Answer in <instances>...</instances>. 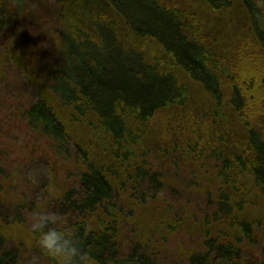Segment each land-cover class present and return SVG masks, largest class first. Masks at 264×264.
I'll return each mask as SVG.
<instances>
[{
  "label": "trees",
  "instance_id": "trees-1",
  "mask_svg": "<svg viewBox=\"0 0 264 264\" xmlns=\"http://www.w3.org/2000/svg\"><path fill=\"white\" fill-rule=\"evenodd\" d=\"M180 1L0 0V203L5 139L76 154L77 191L52 198L93 264H264V8ZM31 7L52 23H18Z\"/></svg>",
  "mask_w": 264,
  "mask_h": 264
},
{
  "label": "rangeland",
  "instance_id": "rangeland-1",
  "mask_svg": "<svg viewBox=\"0 0 264 264\" xmlns=\"http://www.w3.org/2000/svg\"><path fill=\"white\" fill-rule=\"evenodd\" d=\"M180 2H187L195 9L198 8L202 17L207 15L203 8L195 5V0H181ZM29 14L31 17L26 21L21 20L19 16L18 23H52L39 19L37 7H31ZM214 27L213 39L219 53L228 59L231 46L234 44L236 46L237 41L235 43L229 33L230 30L224 28L221 23L215 24ZM5 142L7 144L5 148H8L10 153L7 162L3 164V172L10 178L6 185V195L0 203V227L2 226L1 229L7 238L9 248L20 254L18 264H47V258L38 251L36 234L32 231L31 224L37 216L49 215L54 217L53 223H60V230L68 228L67 215L63 214L65 211L59 209V203L54 200L57 197H52L55 191L59 198H62L65 191L71 189L77 191L76 178L79 168L76 154L66 162L43 161L39 163L32 159H26L25 154L19 151L20 137L14 135L5 139ZM18 212L23 216L17 218ZM252 212L254 215L260 214L258 207ZM256 239V244L252 245L248 252L255 253L264 259V253L261 250L263 239L260 233H256ZM174 245H176V241ZM159 261L161 264L166 263L165 259Z\"/></svg>",
  "mask_w": 264,
  "mask_h": 264
},
{
  "label": "clouds",
  "instance_id": "clouds-1",
  "mask_svg": "<svg viewBox=\"0 0 264 264\" xmlns=\"http://www.w3.org/2000/svg\"><path fill=\"white\" fill-rule=\"evenodd\" d=\"M255 3L258 8H264V0ZM53 222V216L39 215L31 224L32 231L38 234L36 243L41 252L53 264H93L91 254L81 246L75 231L50 226Z\"/></svg>",
  "mask_w": 264,
  "mask_h": 264
}]
</instances>
